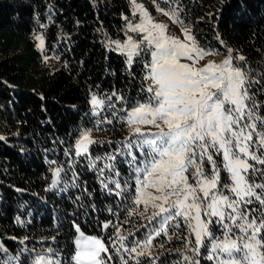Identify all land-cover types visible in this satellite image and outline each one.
<instances>
[{"label":"trees","instance_id":"1","mask_svg":"<svg viewBox=\"0 0 264 264\" xmlns=\"http://www.w3.org/2000/svg\"><path fill=\"white\" fill-rule=\"evenodd\" d=\"M138 1L150 13L154 7L175 12L182 21L175 24L190 28L197 45L213 55L231 49L264 113V0ZM129 23H138L129 0H0V264H34L39 256L75 264L76 226L102 241L109 264H188L183 257H191L185 249L191 239L180 230L182 220L180 228L157 235L159 217L149 222L152 213L133 203L130 157L117 155L126 151L122 118L149 95L147 48L142 45L131 65L116 48L131 35ZM239 53L244 60L236 59ZM93 96L104 100L99 109L90 103ZM84 130L96 138L78 155ZM56 168L62 171L52 187ZM221 175L230 182L227 172ZM252 179L264 183L259 173ZM247 207L260 205L253 199ZM117 230L126 237L124 247ZM149 235L152 245L138 249L144 255L125 250Z\"/></svg>","mask_w":264,"mask_h":264},{"label":"snow or ice","instance_id":"2","mask_svg":"<svg viewBox=\"0 0 264 264\" xmlns=\"http://www.w3.org/2000/svg\"><path fill=\"white\" fill-rule=\"evenodd\" d=\"M133 2V14L139 12L141 19L137 24L129 23L128 31L142 33V40L129 37L123 44L117 42L116 48L129 65L145 50L142 45L151 55L150 62L145 63L148 98L132 106L122 118L129 137L122 143L126 151L117 154L130 157L127 162L136 181L133 203L137 208L143 204L145 213L149 207L155 209L147 219L152 222L161 218L157 235L167 233L168 227L180 228L182 220L195 245L190 249L185 245V249L195 257L210 243L206 258L213 264H264V183L252 179L256 173L264 178V171L249 163L264 165V151L257 154L264 150V113L249 94V76L233 64L231 49L223 62L197 68L200 60L214 53L197 45L191 29H183L187 43L169 37L164 25L153 23ZM164 14L182 24L175 12ZM36 39L43 51V37L38 35ZM181 59L191 64L181 63ZM90 103L99 109L104 100L93 96ZM92 143L89 134L83 133L77 154L87 152V145ZM217 156L221 157L219 161ZM108 159L115 161L117 156ZM105 167L113 170L112 165ZM61 171L53 170L52 187L59 183ZM222 171L228 173L230 184L224 182ZM116 187H120L119 182ZM253 199L259 202V209L247 207ZM215 226L222 230L223 238L216 236ZM76 231L80 232L79 226ZM117 239L124 247L126 237L119 235V230ZM152 241L149 235L143 244L135 241L125 250L141 256L145 253L138 249L146 250ZM107 251L100 239L81 233L73 260L75 264H104L101 253ZM183 259L188 264H200L199 259ZM34 264L60 262L39 256Z\"/></svg>","mask_w":264,"mask_h":264},{"label":"rangeland","instance_id":"3","mask_svg":"<svg viewBox=\"0 0 264 264\" xmlns=\"http://www.w3.org/2000/svg\"><path fill=\"white\" fill-rule=\"evenodd\" d=\"M130 1V3H131V5H132V8H133V13H134V11H135V6H134V2H133V0H129ZM135 5H140L143 9H144V11H146L147 13H148V16L151 18V20L153 21V23H156V24H162V25H164L165 26V28H166V35L167 36H169V37H174V38H177V39H179L181 42H185V43H187L186 41H185V39H184V35H183V29L184 28H187V27H183V26H177L173 21H172V19L171 18H169L168 17V15H165L164 14V11H160L159 10V8H156V7H154V9H153V12L152 13H150L145 7H144V5L141 3V2H139L138 0H135ZM136 17L138 18V23L140 22V19H141V16H140V13L139 12H136ZM127 31H128V28H127ZM131 35H129V37H131L132 38V40H134V41H136L135 40V34H141V39L139 40V41H141L142 40V33H139V32H131V31H128ZM129 37H127V39L125 40V42L129 39ZM139 41H137V42H139ZM124 43V42H123ZM122 43V44H123ZM118 50V49H117ZM119 51V50H118ZM242 56V54L241 53H239V54H237L236 55V59L237 60H240L239 58ZM149 59L151 60V55H150V52H149ZM229 57V55L227 54V55H207V56H205L204 57V59L203 60H200L197 64H196V67L198 68V67H202L203 65H205V64H207V63H209V62H211V63H221V62H223L226 58H228ZM47 59V58H46ZM48 60V59H47ZM233 61H234V59H233ZM181 63H189V64H191V61H189V60H186V59H181V61H180ZM125 130L127 131V134H126V138H128L129 137V128H128V126H126L125 127ZM147 130V129H146ZM152 131H155V129H151ZM85 132H87L88 134H89V136H90V138L94 141V139L96 138V136H95V133L91 130H84V131H82V134L83 133H85ZM82 134H81V136L79 137V140L78 141H80V139H81V137H82ZM125 137H123V140L125 139ZM122 140V141H123ZM77 144H78V142L75 144V150L77 151ZM87 147H88V145H87ZM115 149H117V148H115ZM115 151H118V150H115ZM221 159V157H219V159H218V161ZM134 180H135V178H134ZM135 183V186H134V191H135V187H136V182H134ZM229 184L231 183V181L230 182H228ZM149 191H153V190H151V189H149ZM224 191H225V194H228V195H231V193H229L228 191H227V189H224ZM134 197H135V194H134ZM134 197H133V199H134ZM135 205V204H134ZM136 206V205H135ZM142 209L143 211H144V205L143 204H141L140 206H139V208H137L136 207V209ZM153 211H155V209H152L151 207H149V209H148V213L149 214H151ZM160 219L161 218H158V220L160 221ZM176 223V221H173V223ZM180 222V221H179ZM182 223H183V221H182ZM159 224V226H161V224H160V222L158 223ZM216 227V236H218L219 238H223V232H222V230L219 228V226H215ZM180 230H182V231H186V233H188L189 234V231H188V229L185 227V226H182L181 227V229ZM233 231H236V232H238V229H233ZM80 235H81V233H77L76 234V237H75V240H74V248H75V251H76V240L77 239H79L80 238ZM84 236H86V235H84ZM190 236V235H189ZM88 237H90V236H88ZM125 237V236H124ZM190 239L191 240H189V241H191V244H189V246L192 248V247H194L195 245H194V236H190ZM210 247H211V244L210 243H208L207 244V249H204V248H202L201 249V255L199 256V257H195L194 255H193V253L191 252V258H193V259H199L200 260V264H213V261H210V260H208L206 257H207V255H208V249H210ZM181 248V247H180ZM74 254H75V252H74ZM105 255H107V252L106 253H101V257L103 258V261H104V264H109V262H111V259L109 258L110 256H105ZM104 257H105V259H104ZM109 261V262H108ZM208 261V262H207Z\"/></svg>","mask_w":264,"mask_h":264}]
</instances>
